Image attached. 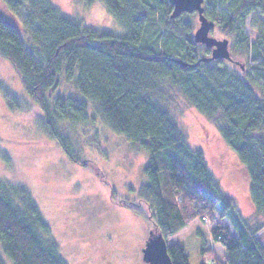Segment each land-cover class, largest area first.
Returning <instances> with one entry per match:
<instances>
[{
	"label": "trees",
	"instance_id": "trees-1",
	"mask_svg": "<svg viewBox=\"0 0 264 264\" xmlns=\"http://www.w3.org/2000/svg\"><path fill=\"white\" fill-rule=\"evenodd\" d=\"M1 1L0 57L13 65L43 115L42 128L71 159L93 164L73 153L71 135L101 121L148 153L138 203L119 204L136 211L147 207L153 235L167 240L201 220L212 226V240L227 255L225 263L208 251L212 264H264V241L257 235L264 225L250 229L166 105L171 95L181 94L200 115L221 120L215 122L219 134L243 165L255 213L264 218V0H204V15L215 24L211 32L227 40L239 59L210 62L202 60L209 56L207 47L194 41L193 18H172L169 0H81L103 3L122 32L66 16L50 0ZM250 15L256 21L253 42L242 29ZM62 72L75 84L68 96L55 95ZM3 85L0 79V90ZM79 96L92 102L91 115ZM61 121V133L72 139L58 131ZM0 243V264H6L4 256L12 264H68L36 196L23 183L0 179ZM168 251L173 264H190L178 243Z\"/></svg>",
	"mask_w": 264,
	"mask_h": 264
},
{
	"label": "rangeland",
	"instance_id": "rangeland-1",
	"mask_svg": "<svg viewBox=\"0 0 264 264\" xmlns=\"http://www.w3.org/2000/svg\"><path fill=\"white\" fill-rule=\"evenodd\" d=\"M50 1L66 16L82 19L109 32H122V27L101 2L88 6L81 0ZM0 9H3L1 0ZM187 15L194 20V34L200 26L198 14ZM156 22L158 26L155 27L160 28V10L156 13ZM253 22L256 21L250 15L242 24L251 42L257 36ZM152 35L150 31L145 40ZM210 35L224 39L213 32ZM159 42L156 39L155 43ZM228 50L231 58L238 61L233 55L238 51L230 44ZM251 64L246 65L250 71ZM0 79L4 84V89L0 90V179L23 183L31 189L51 226L53 238L59 242L60 255L68 264H146L143 249L150 235L149 211L143 205L136 211L121 206L119 201L138 203L139 191L147 183L144 169L148 153L134 147L125 136L112 132L101 121L95 120L93 125L88 123L85 131L81 128L74 132L71 135L74 139L61 133L66 123L61 121L58 131L74 141L70 140L73 153L93 163L89 166L78 164L61 143L42 128L43 115L35 100L23 88L13 65L2 57ZM71 85L75 84L67 81L62 72L55 95L68 96ZM79 97L88 102L91 115L92 102ZM170 98L166 105L189 145L203 151L216 180L234 201L250 229L262 227L264 218L255 213L245 169L235 151L219 134L215 122L221 120L211 121L200 115L181 94H173ZM55 99L51 100L52 104ZM96 167L102 170L105 178L97 175ZM224 223L235 235L234 228L227 221ZM211 228L208 222L197 220L169 237L168 245H181L190 264H212L210 250H215L226 263V252L212 240ZM257 235L264 241V227ZM4 258L6 264H12Z\"/></svg>",
	"mask_w": 264,
	"mask_h": 264
},
{
	"label": "water",
	"instance_id": "water-1",
	"mask_svg": "<svg viewBox=\"0 0 264 264\" xmlns=\"http://www.w3.org/2000/svg\"><path fill=\"white\" fill-rule=\"evenodd\" d=\"M169 2L173 6L172 18H177L184 13L198 14L200 26L194 32V41L212 48L211 56L202 58L203 61L232 59L228 50V41L225 39L218 40L210 35L215 24L204 15V0H169ZM175 61L181 65H186L181 60ZM168 248V242L162 235H153L150 232L148 241L143 249L144 262L146 264H173Z\"/></svg>",
	"mask_w": 264,
	"mask_h": 264
},
{
	"label": "flooded vegetation",
	"instance_id": "flooded-vegetation-1",
	"mask_svg": "<svg viewBox=\"0 0 264 264\" xmlns=\"http://www.w3.org/2000/svg\"><path fill=\"white\" fill-rule=\"evenodd\" d=\"M207 49L209 50V52H210L209 54L211 55V54H212V48H208V47H207ZM216 61H217V60H216Z\"/></svg>",
	"mask_w": 264,
	"mask_h": 264
}]
</instances>
